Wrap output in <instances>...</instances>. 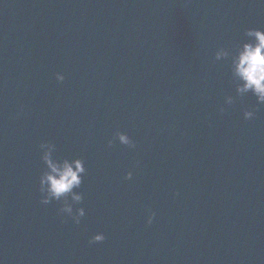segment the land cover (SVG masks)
I'll return each mask as SVG.
<instances>
[{
  "label": "water",
  "instance_id": "1",
  "mask_svg": "<svg viewBox=\"0 0 264 264\" xmlns=\"http://www.w3.org/2000/svg\"><path fill=\"white\" fill-rule=\"evenodd\" d=\"M249 28L264 0H0V264H264V105L215 59ZM48 141L79 225L41 203Z\"/></svg>",
  "mask_w": 264,
  "mask_h": 264
},
{
  "label": "clouds",
  "instance_id": "2",
  "mask_svg": "<svg viewBox=\"0 0 264 264\" xmlns=\"http://www.w3.org/2000/svg\"><path fill=\"white\" fill-rule=\"evenodd\" d=\"M248 38L243 43L235 45L234 50L219 48L215 53L216 61L231 58V74L236 82V96L245 97L251 93L257 98V104L264 105V29L249 28L245 31ZM63 73L57 72L56 79L59 82L65 80ZM227 105L234 103V97L227 96L225 99ZM221 113L225 111L224 107L220 109ZM256 115V110H245L244 118L252 120ZM126 145L129 148H135L136 142L126 133L117 131L113 138L108 141V146L112 147L116 141ZM39 148L43 150L42 160L46 165V171L40 176L41 203L48 205L55 201H65V206L61 210V215L66 213V217L79 225L86 215L84 207L74 208L72 203H68L70 197L76 204L82 203L83 193L73 192L74 188H80L84 181V175L87 173L83 159L60 160L54 157L56 149L55 143L48 141L42 142ZM138 163V162H137ZM133 172L127 173L126 179L131 180ZM156 213L152 212L148 217L147 223L152 224ZM106 236L103 233H97L91 238L90 243L103 242Z\"/></svg>",
  "mask_w": 264,
  "mask_h": 264
}]
</instances>
